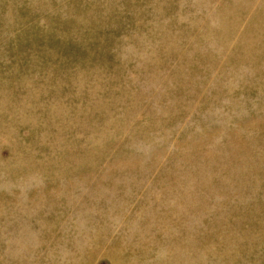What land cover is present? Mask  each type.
Here are the masks:
<instances>
[{
    "label": "rangeland",
    "instance_id": "obj_1",
    "mask_svg": "<svg viewBox=\"0 0 264 264\" xmlns=\"http://www.w3.org/2000/svg\"><path fill=\"white\" fill-rule=\"evenodd\" d=\"M0 264H264V0H0Z\"/></svg>",
    "mask_w": 264,
    "mask_h": 264
}]
</instances>
